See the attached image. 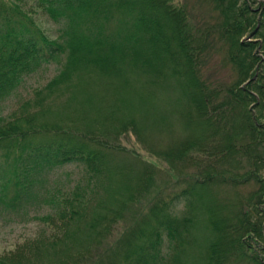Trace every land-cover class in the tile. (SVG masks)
I'll use <instances>...</instances> for the list:
<instances>
[{
    "label": "trees",
    "instance_id": "trees-1",
    "mask_svg": "<svg viewBox=\"0 0 264 264\" xmlns=\"http://www.w3.org/2000/svg\"><path fill=\"white\" fill-rule=\"evenodd\" d=\"M30 1L64 22L62 38L23 8ZM212 1L236 73L229 82L205 76L204 49L216 43L180 0H0V104L62 54L64 66L38 96L78 80L63 108L76 115L71 123L46 122L27 106L0 116V203L31 206L41 174L69 163L85 170L50 200V242L35 238L0 264H41L51 254L57 264H179L191 245L194 264H264V2ZM251 26L261 41L242 40ZM151 113L163 144L146 142ZM129 132L174 181L157 184L162 167L122 144ZM123 152L134 167L115 160ZM151 194L136 225L114 240L132 203ZM183 202L185 213L169 212Z\"/></svg>",
    "mask_w": 264,
    "mask_h": 264
},
{
    "label": "rangeland",
    "instance_id": "rangeland-1",
    "mask_svg": "<svg viewBox=\"0 0 264 264\" xmlns=\"http://www.w3.org/2000/svg\"><path fill=\"white\" fill-rule=\"evenodd\" d=\"M188 10V13L191 17V20L195 25H198L204 29L203 36L206 35L213 44L216 45L208 46L204 49L203 57V71L206 77L211 79L213 82H229L236 78V73L233 71L231 64L226 58L225 48L220 47L222 43V35L220 30V20L221 17L217 10L214 7L212 0H180ZM264 0H258L251 3L253 8H261L263 6ZM242 3V0L239 1V4ZM23 8L35 19L37 24L47 32V34L53 38H62L64 31V22L53 20L49 14L43 10L41 7L35 6L30 1L27 4L23 5ZM260 10V9H259ZM251 26L248 30L244 31L242 35V40H257L262 39L261 36H253L255 32L252 30ZM222 39V41L220 40ZM224 42V41H223ZM255 52L259 55H262V47L259 45ZM67 55L62 54V56L52 63L44 64L35 74L27 77L23 85L19 88L15 95L9 98L4 103L0 104V116L10 117L13 116L16 112L23 110L24 106L29 107L31 111H39L40 114L47 118L46 122H56L60 120H65V122H72L76 115L66 111L64 108L65 102L69 101L73 95L71 86H73L78 80L77 77H71L72 79L69 82L60 83L58 87H54L53 91H45L42 96H38V91L40 89H45L50 80L56 76L60 69L64 66L66 62ZM256 70L260 72V67ZM249 79L245 81L248 82ZM71 87V88H70ZM154 99L157 98L158 92H154ZM156 103L159 105L158 111H166V100L156 99ZM62 110V111H60ZM30 111V112H31ZM147 115V114H146ZM148 127L145 131L146 142L150 141L156 142V144H163L165 142V137L160 135L157 132V129L154 122V115L151 113V119L149 117L145 119ZM153 124V125H151ZM175 130H178V127H175ZM174 132V131H173ZM171 132V133H173ZM170 133V135H171ZM122 144L127 146L131 150H136L140 156H147L146 158H152L156 166H161L164 172L158 173L156 175L157 184L160 186L166 184L168 180L174 181V176H172V171L166 168L167 164L161 162L159 157L155 155H150L148 149H146V142H141L136 134L129 132L125 135H122L120 138ZM117 162L129 166V168L136 165V157L132 154H127V152L118 153L114 157ZM160 168V167H159ZM166 170H164V169ZM85 173V170L82 166L74 163L66 164L62 167L55 168L46 174H41L40 181L36 185V197L33 198L34 204L27 206L22 204L18 208L7 207L4 204L0 203V255L10 254L15 252L18 247L27 243L35 238L44 236L43 243L50 242L52 236L51 221L53 214L52 207V198L56 196L58 191L66 190L76 184L79 177ZM184 181V180H183ZM2 184L3 181L0 180ZM181 185L183 182H179ZM179 185V184H178ZM164 194V193H162ZM156 198L154 194L149 195L148 197L141 198V202L135 201L132 203L133 208L128 209L126 215L123 219L118 221L117 226L114 228L113 239L118 240L122 236L126 235L128 230L131 227L136 225L137 220L147 211L148 205ZM187 209L186 203H181L169 208V212L176 214H183ZM199 236L202 235L201 232L198 233ZM167 242V240H166ZM191 247L192 250H196V245L188 246L185 250V253L181 256L183 259L179 264H194L193 256L195 255L192 250H188ZM43 249L44 247H40ZM54 248L62 250V246L57 247V244L54 245ZM198 253V250L196 251ZM192 255V256H190ZM264 256V253L262 254ZM55 258V255L51 254L45 256L41 264H57V260L52 261ZM104 264H111L104 263ZM234 264H248V262H239Z\"/></svg>",
    "mask_w": 264,
    "mask_h": 264
}]
</instances>
